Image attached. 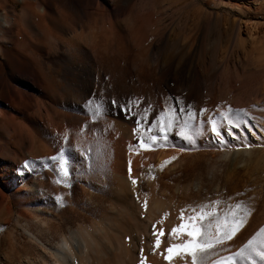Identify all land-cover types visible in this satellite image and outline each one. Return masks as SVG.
I'll return each instance as SVG.
<instances>
[{
  "label": "rangeland",
  "instance_id": "374dc122",
  "mask_svg": "<svg viewBox=\"0 0 264 264\" xmlns=\"http://www.w3.org/2000/svg\"><path fill=\"white\" fill-rule=\"evenodd\" d=\"M41 4L47 16L37 18L31 40L2 43L0 98L13 95L12 84L18 110L0 103V188L9 201L0 212V264H44L40 244L55 247L72 230L79 239L82 229L94 247L81 264H141L142 256L143 264H191L181 249L164 259L170 244L187 238L168 233L181 208L213 200L224 211L243 201L251 214L206 264L236 252L264 226V0ZM130 100L131 111L122 110ZM166 105L177 112L191 105L200 130L191 139L177 135L181 117L166 138L141 148V132L146 140L158 134L153 121ZM227 106L247 117L214 134L209 119ZM61 150L68 177L49 159ZM158 200L165 207L151 215ZM154 224L157 235L164 231L155 249ZM44 258L52 263L49 253Z\"/></svg>",
  "mask_w": 264,
  "mask_h": 264
},
{
  "label": "snow or ice",
  "instance_id": "6c2138e0",
  "mask_svg": "<svg viewBox=\"0 0 264 264\" xmlns=\"http://www.w3.org/2000/svg\"><path fill=\"white\" fill-rule=\"evenodd\" d=\"M91 104V102H89ZM113 105L116 104L112 101ZM177 104H181L179 100ZM132 101L130 100L127 105H120L121 109L130 112ZM219 109L220 106L218 105ZM202 115L205 112L204 108L199 110ZM102 114V106L97 105L94 115L99 116ZM147 112L143 116L137 119V128L134 129V133H137L141 129V122L146 117ZM183 117L182 124H180V118ZM247 117V112L244 109L233 110L230 106H227L224 110L219 111L218 119L210 118L209 126L211 131L215 134L219 131V124H226L229 127H240L244 122V118ZM165 118V119H162ZM195 113L193 112L191 105L187 108L181 106L179 112L175 107L169 108L167 105L162 112L157 116L154 124L159 123L158 134H150L148 139L144 138L141 132L139 136V146L141 148L147 147L149 143H159L161 138H166L167 133L173 130L178 124H180V130L176 132L177 135H181L186 139L194 137L196 131H199L194 123ZM151 132V130H148ZM245 147L248 145L245 144ZM131 148V146H130ZM52 161H58L57 171L64 177L70 175V171L67 167L68 160L63 150L57 155L49 158ZM175 157H170L164 163H168ZM130 163V162H129ZM48 165L45 164V167ZM25 167H28L25 162ZM151 167V166H150ZM131 168L129 167V174ZM129 179L133 185L136 184V180L129 175ZM59 182V181H58ZM239 195V194H238ZM57 201L60 197H56ZM231 199V198H229ZM220 201L213 200L210 203L201 204L199 206H185L180 209V215L178 219L180 223L178 226H173L168 233L169 239L179 238L186 236L180 243L170 244L165 251L168 255L164 256L165 260H169L174 250L181 249L191 257V264H206L208 254L212 252L217 246H222L225 241L231 240L233 236L239 231L245 224L247 217L251 214V209L243 202L237 201L235 204H229L228 210H217L215 207ZM196 208L199 210L197 211ZM186 209H189V215L185 216ZM165 215H167L165 213ZM153 227V235L155 241L153 248L160 244V237L164 235L163 228L159 230L157 235L155 224ZM141 264H143V256L141 257ZM213 264H264V226L249 238L246 243L241 245L236 252L229 256L222 257L219 260L213 261Z\"/></svg>",
  "mask_w": 264,
  "mask_h": 264
},
{
  "label": "bare ground",
  "instance_id": "6f19581e",
  "mask_svg": "<svg viewBox=\"0 0 264 264\" xmlns=\"http://www.w3.org/2000/svg\"><path fill=\"white\" fill-rule=\"evenodd\" d=\"M41 3H42V0H0V62H1V59L4 57V49L2 47V43L4 42L8 43L10 41H13L14 43L18 41L19 39H21L20 36L22 37L23 42L26 44L31 40L29 37L30 32L32 30L38 29L36 26L37 18L47 16L46 8L43 7ZM17 5H21V10L19 12L17 11ZM237 8H239L244 13L249 12L246 7H243L241 5H238ZM258 16H255V17H258ZM14 45H17V44L15 43ZM14 49L16 53L22 59H25L27 61L31 59L27 54H25V52H23L16 46L14 47ZM259 50H261V52L264 54V43L260 45ZM0 79L3 80L2 77ZM6 86L7 88L12 89L14 93L13 95H10L8 99L5 101H2L0 98V103L3 102V104L5 105V108L7 109L13 108L14 110H18L17 104L14 101L15 97L17 96V93L15 89L13 88L12 84L6 83ZM0 87L2 88L1 81H0ZM3 88H6V87L4 86ZM3 119H4V111L0 109L1 123L3 122ZM11 119L12 121H14V117H11ZM2 180L4 181L5 178H2ZM4 185L7 186V183L5 182ZM7 196L8 195L6 194L5 190L0 188V212L1 210H4V209L8 210L9 208L8 206L9 201H8ZM163 207L165 206L161 204L159 200L155 201L150 206L149 213L151 215H153L155 212L161 213L162 209H164ZM45 224L46 222L42 223V225H45ZM75 232L76 230L74 231L72 230L69 236L62 235L60 241H58L55 247H52V248L48 247L47 245L43 243L38 246L36 243L41 253L43 254L40 256L41 258L39 260H41V262H43L44 264H81L83 263V261L86 260L85 259L87 255L86 253L90 250V248L94 247V243L85 229L77 231L79 235V239L73 238V235ZM28 236H29L30 241L37 242L36 241L37 238L32 232L28 231ZM46 253H49L50 256L52 257V263L45 261L44 255Z\"/></svg>",
  "mask_w": 264,
  "mask_h": 264
}]
</instances>
